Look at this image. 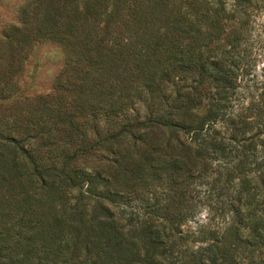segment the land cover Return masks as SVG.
Masks as SVG:
<instances>
[{
    "label": "trees",
    "instance_id": "1",
    "mask_svg": "<svg viewBox=\"0 0 264 264\" xmlns=\"http://www.w3.org/2000/svg\"><path fill=\"white\" fill-rule=\"evenodd\" d=\"M260 1L25 0L0 38V264H264ZM42 41L64 67L21 97Z\"/></svg>",
    "mask_w": 264,
    "mask_h": 264
},
{
    "label": "rangeland",
    "instance_id": "2",
    "mask_svg": "<svg viewBox=\"0 0 264 264\" xmlns=\"http://www.w3.org/2000/svg\"><path fill=\"white\" fill-rule=\"evenodd\" d=\"M25 0H0V38L7 26L20 25L19 14ZM261 8L253 12L254 30L257 45L255 73L258 77L264 68V0L260 1ZM65 63V53L61 47L48 41L36 43L29 52L23 71L16 77L21 97L35 98L53 92L54 83ZM208 211L201 209L196 221L206 223ZM190 227L196 224L191 223Z\"/></svg>",
    "mask_w": 264,
    "mask_h": 264
}]
</instances>
